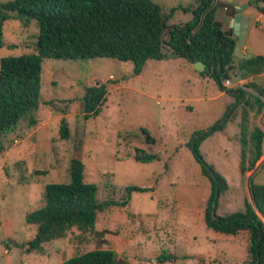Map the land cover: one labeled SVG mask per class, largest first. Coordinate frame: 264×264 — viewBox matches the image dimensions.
<instances>
[{"label":"rangeland","instance_id":"1","mask_svg":"<svg viewBox=\"0 0 264 264\" xmlns=\"http://www.w3.org/2000/svg\"><path fill=\"white\" fill-rule=\"evenodd\" d=\"M152 1L166 12L177 8L168 26L188 23L192 14L184 9L197 5L196 0ZM238 2L244 3L248 23L245 44L252 56L264 57V0ZM214 3L218 4L215 20L228 32L231 9H224L228 2ZM9 16L3 25L0 59L34 53L36 21L24 25L17 13ZM234 67L230 84L221 89L209 75H201L205 67L198 73L180 58L148 60L139 75L133 73L132 63L116 59H43L34 124L25 118L0 135V264H60L96 249L115 251L119 264H249L246 232L224 235L204 224L211 184L187 147L194 132L225 122L199 148L204 162L227 183L216 210L221 217L243 210L245 200L251 202L250 178L264 185V141L255 168L240 172L242 109L249 112V129L263 131L264 109L255 116V109L234 96L242 88L252 102L256 92L245 85L254 82L264 103V62L254 64L257 72H247L248 77L237 73L238 63ZM97 83L106 86L105 101L98 116L84 119V88ZM61 119L68 123L67 140L58 134ZM142 128L155 140L153 146L145 143ZM148 147L159 160L135 162L134 149ZM71 159L83 163L84 182L97 186L99 202L127 198L128 202L99 211L92 232L72 228L63 239L44 244L42 252H28L19 245L33 240L36 226L25 217L43 204L45 185L68 181ZM128 186L152 191L127 195ZM2 220L11 221L9 233ZM163 254L171 259L156 262Z\"/></svg>","mask_w":264,"mask_h":264},{"label":"trees","instance_id":"2","mask_svg":"<svg viewBox=\"0 0 264 264\" xmlns=\"http://www.w3.org/2000/svg\"><path fill=\"white\" fill-rule=\"evenodd\" d=\"M196 3L194 9H184L192 14V19L184 25L175 26H168V21L177 8L166 12L152 0H13L0 4V48L4 44L3 25L9 19V13H17L24 25L34 20L38 27L34 53L0 59V135L14 130L25 118L34 124L32 116L40 102L43 59L74 62L116 59L132 63L135 75L142 72L148 60L180 58L191 64L200 61L205 65L201 75H209L221 89H225L222 82L230 80L235 68L233 52L236 42L232 38V31L223 32L216 22L218 4L214 0H196ZM225 7L230 8L233 15L232 5L226 3ZM216 32L219 39L213 36ZM260 62H264V57L244 60L240 69L248 73L257 72L253 67ZM245 87L256 92L257 96L252 102L247 98L245 89H237L234 96L237 101L243 100L249 109H255L257 116L264 109L261 100L263 92L254 82L247 83ZM106 95L105 84L84 88V119L99 115ZM248 117V110L243 108L240 121L242 174L254 169L263 156L264 131L259 127L250 130ZM224 125L225 122L205 132H194L187 143L201 172L211 184L203 221L207 228L220 234L246 232L248 263L264 264V185L254 184L253 177L250 178L251 202L245 200L243 210L225 217L216 213L220 196L227 190V183L212 166L204 162L199 148ZM140 132L147 145L155 144L146 129L142 128ZM58 134L62 140L69 138L65 119L59 123ZM148 148H135L133 160L139 163L158 161L159 156L151 147ZM97 191L96 185L84 182L83 163L71 159L68 181L45 185L43 204L26 215V222L36 226V234L33 240L19 246L26 247L28 252H42L44 244L63 239L72 228L81 233L92 232L99 211L113 204L124 206L128 202V198L116 203L99 202ZM151 191L149 187L125 188L127 195ZM169 259L170 255L163 254L155 261L165 263ZM60 264H119V261L115 251L96 249L77 254Z\"/></svg>","mask_w":264,"mask_h":264},{"label":"water","instance_id":"3","mask_svg":"<svg viewBox=\"0 0 264 264\" xmlns=\"http://www.w3.org/2000/svg\"><path fill=\"white\" fill-rule=\"evenodd\" d=\"M227 1L230 2L232 5H234V8L237 11L236 16L230 19V24H229L230 28L233 30V33L237 38V43L235 45L234 52H233V56L235 57L234 64H237L238 61H241L243 59L255 58V56H252L250 54L249 48H248V53L246 55H243L240 53V50L245 45V35H246L247 28H248V23L245 20L244 15L242 13L244 10V7L242 8L238 7V5H236V2L234 0H227ZM213 36L216 39H219L218 32L214 33ZM193 67L198 73H201L204 70L205 65L204 63L198 61V62L193 63ZM237 73H243L244 76L247 77V74L242 69H240L239 66L237 67ZM97 85L98 83L96 84V86Z\"/></svg>","mask_w":264,"mask_h":264},{"label":"flooded vegetation","instance_id":"4","mask_svg":"<svg viewBox=\"0 0 264 264\" xmlns=\"http://www.w3.org/2000/svg\"><path fill=\"white\" fill-rule=\"evenodd\" d=\"M235 2H236V5H238V7H240V8H242V5L244 4V3H240V4H238L237 3V1L238 0H234ZM228 2V1H227ZM229 4H231L230 2H228ZM232 5V4H231ZM247 5V7L248 6H250V4L249 3H247L246 4ZM232 7H233V10H234V13H233V15H231V13H230V15H229V23H230V19L232 18V17H235L236 16V14H237V11H236V9L234 8V5H232ZM224 9L226 10V11H228V8L227 7H224ZM244 11V10H243ZM229 12H231L230 10H229ZM243 13V12H242ZM244 15V14H243ZM244 18H245V16H244ZM229 30H231L232 31V38L235 40V42L237 43V38H236V36L234 35V33H233V30L231 29V28H229ZM236 43H235V45H236ZM246 45V44H245ZM244 45V46H245ZM247 53H248V51H247ZM246 53V54H247ZM246 54H243V55H246ZM234 57V56H233ZM234 59H235V57H234ZM234 59H233V63H234ZM244 60H247V59H243V60H241V61H238L237 63H238V66L240 67V64L244 61Z\"/></svg>","mask_w":264,"mask_h":264},{"label":"crops","instance_id":"5","mask_svg":"<svg viewBox=\"0 0 264 264\" xmlns=\"http://www.w3.org/2000/svg\"><path fill=\"white\" fill-rule=\"evenodd\" d=\"M237 3L240 4L238 1H237ZM229 24H230V23L228 22V25H227L228 28H230ZM248 48H249V47L246 45L245 48L243 47V48L240 50V53H241V54H246L247 51H248ZM242 70H243L245 73H247L244 69H242ZM240 74L244 75L243 73H240ZM247 74H249V73H247ZM247 77H248V76H247ZM229 81H230V80H229ZM1 223H3L4 226H5L7 229L9 228L10 225H12V224H11V221H8V220H2ZM7 233H9V229H8ZM9 244H10V243H9ZM8 246H9V245H8ZM10 246H12V245H10ZM43 246H44V245H43ZM43 248L45 249V247H43ZM7 250H8V249H7Z\"/></svg>","mask_w":264,"mask_h":264},{"label":"built area","instance_id":"6","mask_svg":"<svg viewBox=\"0 0 264 264\" xmlns=\"http://www.w3.org/2000/svg\"><path fill=\"white\" fill-rule=\"evenodd\" d=\"M223 82H224V83H223ZM223 82H222V85H223V86H227V85L230 84L229 80H224Z\"/></svg>","mask_w":264,"mask_h":264}]
</instances>
